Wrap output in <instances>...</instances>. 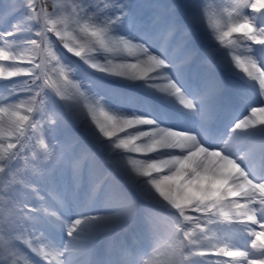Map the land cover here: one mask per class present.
<instances>
[{"label":"snow or ice","instance_id":"snow-or-ice-1","mask_svg":"<svg viewBox=\"0 0 264 264\" xmlns=\"http://www.w3.org/2000/svg\"><path fill=\"white\" fill-rule=\"evenodd\" d=\"M0 264H264V0H0Z\"/></svg>","mask_w":264,"mask_h":264},{"label":"rangeland","instance_id":"rangeland-1","mask_svg":"<svg viewBox=\"0 0 264 264\" xmlns=\"http://www.w3.org/2000/svg\"><path fill=\"white\" fill-rule=\"evenodd\" d=\"M69 2H71V0H69ZM146 211H150V207H149L148 210H146Z\"/></svg>","mask_w":264,"mask_h":264},{"label":"bare ground","instance_id":"bare-ground-1","mask_svg":"<svg viewBox=\"0 0 264 264\" xmlns=\"http://www.w3.org/2000/svg\"><path fill=\"white\" fill-rule=\"evenodd\" d=\"M146 210V209H145Z\"/></svg>","mask_w":264,"mask_h":264}]
</instances>
